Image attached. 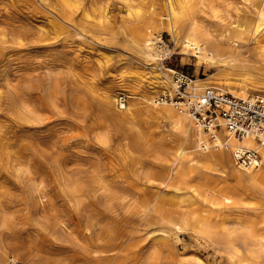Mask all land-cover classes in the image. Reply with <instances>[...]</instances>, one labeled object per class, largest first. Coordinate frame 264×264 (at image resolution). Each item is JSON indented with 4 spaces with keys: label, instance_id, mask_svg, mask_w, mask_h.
Masks as SVG:
<instances>
[{
    "label": "rangeland",
    "instance_id": "1",
    "mask_svg": "<svg viewBox=\"0 0 264 264\" xmlns=\"http://www.w3.org/2000/svg\"><path fill=\"white\" fill-rule=\"evenodd\" d=\"M220 2L244 7L243 0H212ZM202 3L195 0L194 17L202 16ZM165 13V0H0V226L31 236L39 258L226 263L195 229L180 232L170 249H156L145 235L155 227L144 208L156 189L152 174L164 170L185 136L154 102L162 92L149 95L158 62L145 57L136 32L163 35L176 52L168 68L193 80L217 70L204 63L198 71L197 58L180 53L157 23ZM121 97L130 104L125 121L117 118ZM216 177L235 183L229 173ZM90 223L94 234L83 236ZM138 229L139 239L118 246Z\"/></svg>",
    "mask_w": 264,
    "mask_h": 264
},
{
    "label": "bare ground",
    "instance_id": "2",
    "mask_svg": "<svg viewBox=\"0 0 264 264\" xmlns=\"http://www.w3.org/2000/svg\"><path fill=\"white\" fill-rule=\"evenodd\" d=\"M165 1L166 13L157 23L166 27L181 54L197 58L198 71L204 63L217 69L208 79L193 80L188 88L190 93L202 95L211 90L237 98L264 96V0H243L240 11L222 2L213 5L212 0H203L202 16L197 17L193 11L195 0ZM136 36L145 57L158 62L153 66L154 81L149 84V95L172 92L175 84L171 69H163L160 64L167 51L157 44L161 35L146 28L137 31ZM141 96L146 101L150 99ZM112 99L108 97L109 107L114 106ZM149 102H153L152 98ZM188 102L163 104L161 109L185 138L174 144L175 155L164 170L152 174L156 189L144 208L155 220V227L146 232V239L156 249H170L179 241L180 232L195 229L224 254L225 264H264V134L263 142L251 135L238 140L225 129L220 117L215 123L221 124V129L206 132L191 117ZM124 109L117 118L125 121L130 110L127 99ZM244 150L256 151L259 159L249 168L234 167L237 155ZM216 173H229L235 183L218 179ZM95 226L87 224L80 233L91 236ZM142 230L120 238L117 245L127 247L126 244L140 238ZM73 231L70 233L76 237ZM34 246L31 236L11 233L0 226V264L18 260L13 253L24 264H52L39 258ZM176 264L186 262L177 260Z\"/></svg>",
    "mask_w": 264,
    "mask_h": 264
},
{
    "label": "built area",
    "instance_id": "3",
    "mask_svg": "<svg viewBox=\"0 0 264 264\" xmlns=\"http://www.w3.org/2000/svg\"><path fill=\"white\" fill-rule=\"evenodd\" d=\"M157 44L165 48L163 58L160 62L161 68H165L173 57V53L168 50L165 37L161 35ZM169 47V48H168ZM171 77L175 84L171 91L158 94L154 102L158 105L179 104L188 102V111L191 117L201 124L204 131L221 129V124L215 121L220 117L223 120L225 129L234 135L238 140H243L247 135L253 136L259 142H263L264 134V96L252 95L246 98H237L231 94H218L215 91L208 90L202 95L192 94L188 88L193 78L182 70L172 69ZM126 97L119 99V107L124 109ZM214 139V137H212ZM259 159L256 151L244 150L236 157V165L241 168H249ZM7 264H22L18 260L10 259Z\"/></svg>",
    "mask_w": 264,
    "mask_h": 264
}]
</instances>
